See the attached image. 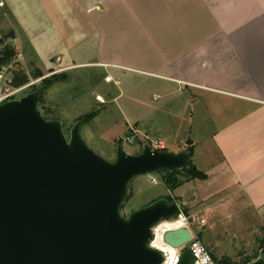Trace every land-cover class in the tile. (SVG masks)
Masks as SVG:
<instances>
[{
	"label": "crops",
	"instance_id": "0c3cea01",
	"mask_svg": "<svg viewBox=\"0 0 264 264\" xmlns=\"http://www.w3.org/2000/svg\"><path fill=\"white\" fill-rule=\"evenodd\" d=\"M0 3V39L17 41L24 65L43 73L44 56L54 73L117 69L110 77L119 92L129 74L173 86L167 98L210 99L204 115L221 118L212 136L220 158L201 181L219 204L264 209V0Z\"/></svg>",
	"mask_w": 264,
	"mask_h": 264
},
{
	"label": "water",
	"instance_id": "95a60500",
	"mask_svg": "<svg viewBox=\"0 0 264 264\" xmlns=\"http://www.w3.org/2000/svg\"><path fill=\"white\" fill-rule=\"evenodd\" d=\"M44 90L0 104V264H162L153 229L183 204L160 199L127 216L121 208L134 179L188 169L193 143L137 155L117 145L109 162L83 140L82 121L67 138L60 121L43 118ZM191 237L169 230L163 242L177 250ZM194 261L186 249L176 264ZM247 264H264V252Z\"/></svg>",
	"mask_w": 264,
	"mask_h": 264
},
{
	"label": "rangeland",
	"instance_id": "374dc122",
	"mask_svg": "<svg viewBox=\"0 0 264 264\" xmlns=\"http://www.w3.org/2000/svg\"><path fill=\"white\" fill-rule=\"evenodd\" d=\"M6 41L0 46V51L9 47ZM40 58L43 78L17 94L15 99L32 92L34 86L38 89L43 79H50L54 74L64 76L44 90L41 114L47 120L60 121L67 138L76 122H83L90 114H95L92 120L83 122L82 138L105 160L114 161L117 145H121L126 153L137 155L151 142L162 141L166 151L178 152L185 149L187 141H191V161L199 171L204 172L219 161L220 155L213 146L212 136L219 127L216 121L221 118L217 120L212 115H204V110L211 105L210 99L202 97L194 103V99L190 101L189 96L180 94L167 98L165 95H171L173 86L152 77L136 83L129 74L124 76L127 78L125 90L119 92L110 77L117 69H103V73L90 68L54 73L50 68L54 67L55 61L52 65V59ZM11 61L5 63L10 64ZM16 65L26 75L35 69L22 62ZM222 102L219 100L218 104ZM163 179L162 173L134 179L129 185V196L121 213L127 216L159 198L165 200L171 196L174 202L183 204L181 212L185 211V215L196 221L192 226L194 236L216 259L226 257L239 264L257 253L260 240L264 241V230L261 229L264 226V209L256 215L252 207L238 199L219 204L222 196H213L210 185L203 184L201 180L186 181L183 174L175 176L180 187L173 191L167 189Z\"/></svg>",
	"mask_w": 264,
	"mask_h": 264
},
{
	"label": "built area",
	"instance_id": "2783aa9c",
	"mask_svg": "<svg viewBox=\"0 0 264 264\" xmlns=\"http://www.w3.org/2000/svg\"><path fill=\"white\" fill-rule=\"evenodd\" d=\"M0 6H2L1 3ZM8 46L10 48L13 47L16 49L17 41L13 40L9 42ZM21 62L22 55L20 52H17L10 64L3 63V61L0 63V104L5 103L7 101L15 100V96L17 94L40 82L41 78L36 80L29 78L28 83L22 87L15 88L12 86L13 73L16 70L15 67L12 68V66ZM27 76H29V74ZM148 145L151 147L152 150H166V146L162 141L151 142ZM152 182L154 183L155 180L152 179ZM195 223L196 221L193 220L192 216L185 215L180 212L176 218L170 221H163L153 229L154 238L150 244V247L156 249L163 255L164 261L162 264H167L169 255L171 254L169 249H172L163 242V234L169 230H176L182 228H187L191 232L192 237L191 240L185 246L175 250L177 252L175 264L177 263L180 254L186 249H189L191 251L195 259L193 264H217L214 261L213 256L211 255L207 247L197 237L194 236L192 232V226ZM201 223H203V221H201Z\"/></svg>",
	"mask_w": 264,
	"mask_h": 264
},
{
	"label": "trees",
	"instance_id": "16d2710c",
	"mask_svg": "<svg viewBox=\"0 0 264 264\" xmlns=\"http://www.w3.org/2000/svg\"><path fill=\"white\" fill-rule=\"evenodd\" d=\"M7 39H8V37H3L2 39H0V46H2L4 41H6ZM17 52H18V50L13 48V47L12 48H10V47L3 48L0 51V57H2L3 63L8 62L11 59H13L14 56L17 54ZM15 69L16 70L13 73V81H12V86L15 87V88L21 87V86L25 85L26 83H28L29 78L36 80V79L43 78V76H44L42 74V72L39 69H36V68L34 69L33 73L29 74V76L26 75V73L23 71L22 68H20V66L16 65ZM63 78H64V76H58V75L56 76L54 74V75H52L50 77V79H43L40 87H45V89H47L52 84H54L56 81L61 80ZM32 89H33V91H35L37 88L34 86V87H32ZM42 107L43 106H42V98H41L40 99V104H39L40 112H42ZM94 117H95V114H90L88 117H86L83 120V122L86 123V122L92 120ZM43 118H44V116H43ZM192 150H193V147H191V151ZM162 174L164 175V179L163 180H164L165 185H166V187H167V189L169 191L175 190L176 188H178V186L180 187V182L175 179L176 175L183 174L185 176V178H186V181L205 180L206 179V175L203 172L199 171L194 166V164L192 163L191 160H190V163H189V167L186 170H182V171H178V172H172V173H162ZM160 199H162V198H159L157 200H160ZM165 200L167 202H169V203H173L174 202V200L172 199L171 196H169ZM183 214H187V213L185 211H183ZM261 229L264 230V226ZM259 251H263L264 252V241L263 240H260V242H259V247H258L257 253L253 254L250 257H246L239 264H247V263L255 260L258 257ZM213 259H214V261L217 264H237V263L233 262L232 260H230L229 258H226V257H223L221 259H216L215 257H213Z\"/></svg>",
	"mask_w": 264,
	"mask_h": 264
},
{
	"label": "bare ground",
	"instance_id": "6f19581e",
	"mask_svg": "<svg viewBox=\"0 0 264 264\" xmlns=\"http://www.w3.org/2000/svg\"><path fill=\"white\" fill-rule=\"evenodd\" d=\"M170 251V255H169V259L167 261V264H175V261H176V256H177V252H172L171 249H169Z\"/></svg>",
	"mask_w": 264,
	"mask_h": 264
}]
</instances>
